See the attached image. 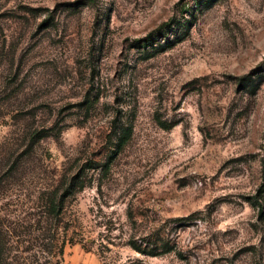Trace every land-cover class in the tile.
<instances>
[{"label": "rangeland", "instance_id": "obj_1", "mask_svg": "<svg viewBox=\"0 0 264 264\" xmlns=\"http://www.w3.org/2000/svg\"><path fill=\"white\" fill-rule=\"evenodd\" d=\"M263 181L264 0H0L8 262L264 264Z\"/></svg>", "mask_w": 264, "mask_h": 264}, {"label": "trees", "instance_id": "obj_2", "mask_svg": "<svg viewBox=\"0 0 264 264\" xmlns=\"http://www.w3.org/2000/svg\"><path fill=\"white\" fill-rule=\"evenodd\" d=\"M123 136L120 138L119 143H125L129 137V132L126 130L123 132ZM78 182L73 180L69 186V194H72L76 189H81V186L77 188ZM63 198L60 199L57 203L55 199H49L47 203V209L45 210V214L47 217L56 218L59 217L62 213V206H63ZM251 205L258 209V212L264 213V181L260 183V185L255 190V193L251 199ZM6 236L3 231L0 229V264H11L8 262V247H7V240ZM131 248L135 251L149 256H155L160 253H164L166 244L163 242L147 241L144 245L137 244L135 242H131ZM179 256L181 254H178Z\"/></svg>", "mask_w": 264, "mask_h": 264}]
</instances>
